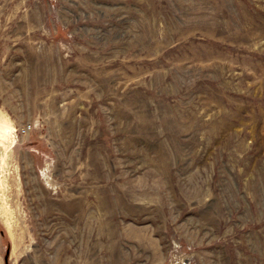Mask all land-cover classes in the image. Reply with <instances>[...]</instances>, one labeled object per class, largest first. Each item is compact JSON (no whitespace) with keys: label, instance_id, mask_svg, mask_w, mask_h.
I'll return each mask as SVG.
<instances>
[{"label":"rangeland","instance_id":"374dc122","mask_svg":"<svg viewBox=\"0 0 264 264\" xmlns=\"http://www.w3.org/2000/svg\"><path fill=\"white\" fill-rule=\"evenodd\" d=\"M0 264H264V0H0Z\"/></svg>","mask_w":264,"mask_h":264},{"label":"built area","instance_id":"2783aa9c","mask_svg":"<svg viewBox=\"0 0 264 264\" xmlns=\"http://www.w3.org/2000/svg\"><path fill=\"white\" fill-rule=\"evenodd\" d=\"M22 130H23V131H26V130H27V128H25V127H24V128H22Z\"/></svg>","mask_w":264,"mask_h":264}]
</instances>
